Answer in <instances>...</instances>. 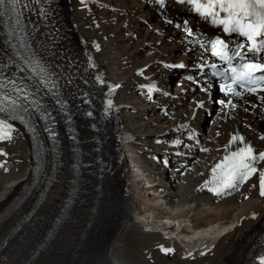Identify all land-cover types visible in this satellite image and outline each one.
Wrapping results in <instances>:
<instances>
[{
    "label": "bare ground",
    "instance_id": "bare-ground-1",
    "mask_svg": "<svg viewBox=\"0 0 264 264\" xmlns=\"http://www.w3.org/2000/svg\"><path fill=\"white\" fill-rule=\"evenodd\" d=\"M48 5L53 29L56 31V34L52 33L51 43L43 35L34 2H25L28 20L31 22V34L33 33L37 51L45 66L57 81H62L69 89L76 81L87 85L84 83L86 80L88 88L104 92L105 88H95L97 81L94 78L97 74L120 83V93L125 91V94L120 99L119 113L113 121L119 131L130 132L134 141L121 144L110 134L112 139L108 143V149L114 175L106 186L102 185L101 196L96 201L95 212L89 216L90 221L83 224L84 228L80 232L81 223L86 220L85 215H82L88 192L85 187L73 214L69 215L74 216L70 227L64 228L68 218L55 240L31 264H149L147 260L136 259L122 250L120 239L125 233L126 225H131L138 232L147 251L158 246L164 253H178L186 262L191 261L192 256L196 263L201 262L203 255H206L210 257L206 264H259L254 260L264 246V240L258 244L255 241L264 232V197L259 194L258 173L244 184L216 194L215 197L206 196L213 185H206V180L201 179L212 174L211 165L218 159L222 146L234 132L251 140L257 152L264 151V140L261 139L264 136V100L261 99L264 94L254 96L244 93L242 97H231L237 107L230 108L217 103L216 98L227 101L229 97L211 80L207 82L212 87L207 92L201 91V88L207 87L206 81L201 77L203 70L199 67L204 62V50L194 47L191 39L163 22L147 0H48ZM176 10L180 13L185 8L177 5ZM194 21L199 22L197 18ZM2 42L0 37V56L15 60ZM89 58L94 67L90 66ZM182 60L185 61L182 70L173 71L172 67H167ZM184 73L193 75V80L184 78ZM152 84L163 87V91L155 92L150 98V91L146 87ZM201 100L204 102L203 107L197 108L196 103ZM193 112L196 113L195 116ZM127 116L131 123L124 119ZM8 122L14 127L11 139H24L29 145L26 155H31V143L24 128L10 120ZM111 124L112 122L107 124L109 130ZM194 131L200 132L203 148L208 151L200 152L198 159L190 167L191 177L186 184L181 185L183 188L178 193L180 202L177 205L158 207L162 202L158 196L159 188L150 189L147 183L142 188L147 187V193L152 195L153 201H146L149 202L148 207L136 210L135 215H138H134L135 221L131 222L127 215L131 213L129 208L134 210L135 201H129L130 193L129 196L126 194V188L121 196V186L124 187L125 184H117L129 180V176L124 174V165L118 163L120 151H125L129 156L140 153L145 163L153 166V161L148 156L155 148H159L160 142H166L169 138L182 139L184 135ZM62 148L65 149V146L62 145L61 150ZM162 149L165 148L162 146ZM5 156L2 151L0 213L31 178L30 168L17 174V160L8 154ZM64 156H61L62 170L60 168L58 171L59 178L55 176L53 187L51 186L55 196L61 190L62 177L65 175L62 171L68 163ZM115 163L118 164V169L115 168ZM197 163L209 166L210 169L195 182L192 174L202 171ZM255 166L264 169V161ZM86 170L90 171L88 167ZM136 170L138 174L143 171L140 167ZM83 177L80 186H86L87 181H90L89 174ZM104 178L105 176L101 177V184H105ZM138 181L136 184L135 180H130L127 187L129 192L130 188H137ZM201 183L200 189H197ZM53 193L50 189L27 226L10 236L0 251V264H18L28 247L30 249L34 246L55 204L56 198L51 197ZM33 197L31 194L19 207L10 210L4 219L0 218V237L9 228L10 222L24 212L27 202ZM135 198L143 201L141 193L133 196ZM151 209L155 211L153 215L149 211ZM192 211L199 215L196 224L191 220ZM100 218H103L101 225ZM141 218L145 222L138 226L136 222ZM86 226L88 227L85 228ZM106 229L109 235L101 236L100 231ZM78 231L80 236H77Z\"/></svg>",
    "mask_w": 264,
    "mask_h": 264
},
{
    "label": "snow or ice",
    "instance_id": "snow-or-ice-1",
    "mask_svg": "<svg viewBox=\"0 0 264 264\" xmlns=\"http://www.w3.org/2000/svg\"><path fill=\"white\" fill-rule=\"evenodd\" d=\"M19 2L20 0H0V16L14 12ZM35 2L39 4L40 0H35ZM178 2L193 5L200 16L205 19L211 18L213 25H221L224 33L236 34L243 38V40L231 43L226 42L225 39L216 38L208 41L210 48H206L204 43H200L201 48H205L206 51L210 50L211 55L220 62L219 64L215 62L209 64L208 61H204L199 65L201 68L205 65L212 68L211 75L223 81L220 84V90L229 99L227 101L221 99L217 103L224 107L236 108L237 105L233 103L231 97H242L245 92L264 93V0H205L204 3H201V0H178ZM156 3L161 7L165 6L164 0H156ZM222 13L223 15H221ZM188 34L191 35L192 32L189 30ZM29 63L33 65V72L47 75V70L42 67L39 60H31ZM89 64L94 67L91 58H89ZM167 67L172 66L168 65ZM179 67H183V65H179ZM140 74H142V70ZM95 79L101 85L106 83L100 75H97ZM188 79L191 80L192 77H188ZM7 83L12 86L10 90L6 89L4 83H0V89H6L0 91V114H4L0 117V140L11 139L14 127L8 122L9 119H19L24 122L25 117L22 113L28 111L19 102V95L9 94V91L21 94L24 89L18 86L14 80H9ZM206 83L207 87L201 88V91L207 92L212 87L211 83L207 81ZM118 87L120 85L114 86V88ZM114 88H110V92ZM24 99H27V95L24 96ZM261 99L264 100V96ZM203 103L202 100L198 101L196 107H203ZM33 106H35V102H33ZM113 106V100L107 99L104 107L105 114ZM86 115L91 117L93 113L89 111ZM195 115L196 113L193 112V116ZM51 135L53 138L55 137L54 132ZM261 139L264 140V136H261ZM237 140L243 144V147H239L235 151H227L222 160L212 168V180L205 181V184L211 183L213 186L209 188V191L221 194L225 190L234 189L237 185L244 184L258 173L259 194L264 197V169H258L255 166L260 161H264V151L257 152L239 134L233 135L225 148L228 149L229 145ZM176 143H180V141H176ZM201 151H208V149L202 148ZM164 251L170 252L172 249H164ZM257 260L259 264H264V255L258 256Z\"/></svg>",
    "mask_w": 264,
    "mask_h": 264
},
{
    "label": "rangeland",
    "instance_id": "rangeland-1",
    "mask_svg": "<svg viewBox=\"0 0 264 264\" xmlns=\"http://www.w3.org/2000/svg\"><path fill=\"white\" fill-rule=\"evenodd\" d=\"M24 1H26L27 3L29 2V0H24ZM24 1L23 0H20V2H21V5L23 6V9H22V12H23V15H24V17H25V14H26V6H24ZM33 16V15H32ZM28 19H27V17H26V19H25V21H27ZM31 23V22H30ZM30 23H29V25H28V33H29V36H31V38H32V41H33V44H34V46H35V48H36V50H37V44H36V42H35V38H34V36H33V34H31V27H30ZM33 24L35 25V23L33 22ZM52 33L54 34H56V31L54 30V29H52ZM1 35V34H0ZM1 37V41H3L2 43L4 44V38L2 37V36H0ZM34 38V39H33ZM3 39V40H2ZM50 47V46H49ZM40 56V55H39ZM4 59H6V58H4ZM10 61V60H9ZM83 80H84V77L82 76L81 77ZM85 81L86 80H84V83H85ZM59 83L60 84H62V81H59ZM85 84H87L86 86H88V83H85ZM62 86H63V88H64V90H66V92H72L74 89H72L74 86H75V84L73 85V87L71 88V90H67V89H69V88H66L65 86H64V84H62ZM173 88H174V86H173ZM89 89H91V87H89ZM176 89V88H175ZM121 95H120V98L122 99V96L125 94V91H121V93H120ZM121 118H124V117H121ZM124 119H126V121H127V123H131V119L127 116V117H125ZM139 130V129H138ZM140 131V130H139ZM61 140H62V142H64V140H65V138L63 137V135L61 136ZM111 140V139H110ZM64 144H65V142H64ZM151 145V144H150ZM27 147L29 148V145H28V143L26 142V141H24V139H22V140H16L15 139V141L14 140H12V139H7V138H4V139H2V140H0V149L3 151V153H4V156L5 157H7V154L9 155V157H11V158H13V159H15V160H17L16 161V167H17V169H16V173L17 174H19V173H22L23 171H25L26 169H29L30 168V164H31V161H32V158L30 157V153H28L27 155H26V149H27ZM108 147H109V144L108 145H103L102 146V154H103V156L105 155V153H107L108 151H109V149H108ZM88 149V148H87ZM65 150V151H64ZM64 151V152H63ZM63 151H62V154H63V156L64 157H66V159H67V164L64 166V168H63V171L62 172H64L65 173V175L62 177V187H61V190L59 191V193L55 196L54 195V191H53V189L54 188H52V187H50V189H52V196L51 197H55L56 199H54V206L51 208V210H50V215H49V219L46 221V224H45V226L43 227V231L41 230L40 231V233H39V235L37 236L38 238H36V239H39V237H41L43 234V232H44V230L46 229V227L50 224V222L52 221V217H53V213H54V210H55V208H56V206H57V204H58V201L61 199V197L63 196V194H64V192H65V189H66V187H65V183H66V180H67V175H68V169H69V166H70V160L68 159L69 157L67 156V152H66V146H65V149L63 148ZM66 152V153H65ZM88 152H89V149H88ZM110 156V155H109ZM29 159H28V158ZM109 158V157H108ZM31 159V160H30ZM30 160V161H29ZM84 161H85V158H84ZM95 163H96V160L95 159H93V161H91V166H93L94 167V165H95ZM117 163H115V168L116 169H118L117 168ZM91 166H88V168L90 169V171L92 172V168L93 167H91ZM107 169V168H106ZM59 170H60V168H59ZM61 170H62V168H61ZM93 170H94V168H93ZM110 170L112 171V168H110ZM106 171V170H105ZM96 173H97V171H95L94 170V174L92 175V176H90V174H89V179H90V182H89V184H88V186H86L87 187V195H86V200H85V204H86V207H85V211H84V214H82L83 215V217H84V215H85V221H83L81 224V228H80V232H81V230L84 228V223L85 222H89L90 221V217L88 216L89 215V213H90V211L92 210V207H93V200H94V190H95V187L96 186H94L95 185V181H96V179H97V175H96ZM108 173V172H107ZM107 173H106V176H105V184H108V176H107ZM60 175V174H59ZM59 175L57 176V178H59ZM114 175V174H113ZM81 180H84V177H82V179ZM191 180H193V179H191ZM194 181L195 182H197V179H194ZM82 182H84V181H82ZM117 184H120V186H121V184L122 183H117ZM111 185V184H110ZM110 185H108V186H110ZM104 186H106V185H104ZM82 187H84V186H81V188ZM123 186H121V196L123 195ZM50 189H49V191H50ZM85 189V187L83 188V190ZM83 190H82V192H83ZM48 191V192H49ZM131 194L133 195V192H131ZM59 195V196H58ZM132 195H130V197L128 198L129 199V201H131V199H132V201L134 200L135 201V206L137 207V208H139L140 206H141V201H136V199H133V196ZM132 196V197H131ZM213 196H215V195H213ZM81 197V196H80ZM80 197H79V199H80ZM131 201V202H132ZM77 202H78V200H77ZM107 201L105 200V203H106ZM79 203V202H78ZM77 203V204H78ZM77 204H75L74 205V207L71 209V212H70V216L73 214L72 212L74 211V208L77 206ZM138 204V205H137ZM48 205V204H47ZM138 210V209H137ZM130 211H132L131 210V208H129V212ZM149 211H151L152 213H151V215H153L154 213H155V211L154 210H149ZM128 212V213H129ZM191 215V220H192V222L193 223H197V221H199V219H198V216H197V213L195 212V211H192L191 213H190ZM69 216V221L68 220H66V221H68V223L65 225V227L64 228H67V227H70V225H71V223H72V220L74 219L73 217H70ZM40 217V216H39ZM15 218H17V217H15ZM13 219L11 222H10V224L12 223V222H14V221H16L17 219ZM38 218V217H37ZM36 218V219H37ZM96 218V217H95ZM67 219H68V217H67ZM65 221V222H66ZM35 222V221H34ZM102 222H103V218H100L99 219V225H101L102 224ZM145 222V221H144ZM144 222L143 223H141V224H144ZM9 224V225H10ZM141 224H138V226L140 225L141 226ZM8 225V226H9ZM127 226V225H126ZM125 226V228H124V231H125V233L123 234V236H122V238L120 239V242L123 244V246H122V250L126 253V254H128V255H130V256H132V257H134V258H136V259H139V260H142V259H144V260H147L148 262H149V264H206V262H208V260H210V257L209 256H206V255H203V257H202V261L201 262H198V263H196V260H193V256L190 258L191 259V261H185V260H183V258L178 254V253H176V252H173V253H164L163 252V250L161 249V247H156V248H152L150 251H147L146 249H145V247L143 246V241H142V239L139 237V235H138V232L130 225V226H128V227H126ZM83 227V228H82ZM63 228V227H62ZM8 229V228H7ZM6 229V230H7ZM60 230V229H59ZM59 230L56 232V235L54 236V238L53 239H51L50 240V243L52 242V241H54L55 240V238L57 237V235L59 234L58 232H59ZM78 231V235L77 236H80L81 235V233ZM94 230L92 229V234H94L95 233V231L93 232ZM108 230L106 229V230H104V231H100L101 232V236H106V235H109V231L107 232ZM20 232V231H19ZM105 233V234H104ZM2 234H4V232L2 233ZM29 235H31V233L29 234ZM28 236V235H27ZM79 238V237H78ZM76 239V238H75ZM36 242H37V240H36ZM35 242V243H36ZM49 243V244H50ZM48 244V245H49ZM35 245V244H34ZM76 246V245H75ZM33 247V246H32ZM32 247H30V249H29V247H28V250L25 252V255H24V257L23 258H21L22 260L27 256V254H28V252L31 250V248ZM48 247V246H47ZM42 251H44V250H42ZM42 251L40 252V253H42ZM37 258V257H36ZM22 260H19V262H18V264H21V262H22ZM36 260V259H35ZM34 260V261H35Z\"/></svg>",
    "mask_w": 264,
    "mask_h": 264
},
{
    "label": "water",
    "instance_id": "water-1",
    "mask_svg": "<svg viewBox=\"0 0 264 264\" xmlns=\"http://www.w3.org/2000/svg\"><path fill=\"white\" fill-rule=\"evenodd\" d=\"M128 216V219L130 220V221H133L134 220V217L131 215V214H129V215H127ZM119 235H120V232L118 233Z\"/></svg>",
    "mask_w": 264,
    "mask_h": 264
}]
</instances>
